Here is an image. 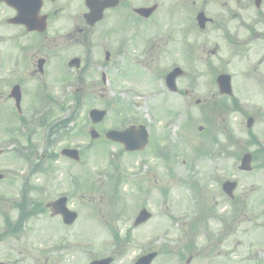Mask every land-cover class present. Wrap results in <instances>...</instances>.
I'll list each match as a JSON object with an SVG mask.
<instances>
[{
  "label": "rangeland",
  "instance_id": "obj_1",
  "mask_svg": "<svg viewBox=\"0 0 264 264\" xmlns=\"http://www.w3.org/2000/svg\"><path fill=\"white\" fill-rule=\"evenodd\" d=\"M118 26L122 27L121 21ZM110 36L114 39L123 37L117 31L113 33V30ZM257 44V55L253 54L251 59L243 60L236 66L219 68L211 63L206 68L195 66L186 68L190 72L188 74L190 79H179L177 83L183 90L186 88L192 90V95L188 98L171 92L166 87L163 78L155 81L156 74L167 73L170 70L169 67L148 65L145 67L135 62H123L122 69L114 64H110L107 69H98L94 66L98 73H93L90 82L95 79L101 80L100 71H104L107 75V82L106 84L98 83V81L97 83L91 82L94 84L92 88H86L85 92L88 93L89 98L87 97L83 103V106H86L80 125L63 144V146H78L81 158L79 161H73L58 153L59 158L51 160L44 171L30 175V183L36 189L32 192L33 198L44 207L47 202L57 198L58 193L71 192L72 197L69 204L74 209L82 211L79 221L73 226L74 233L79 237L97 236V241L101 242L102 237L110 236L105 225L109 221V216L113 218L118 210L117 206L126 209L122 219L115 221V228L121 236L126 230L131 232L134 221L131 216L140 204L155 213L156 219L146 225V228H151L147 232L162 228L163 224H159L163 220L166 221L167 216L175 215L173 219L187 221L191 219L190 221L193 222L203 219L208 214L218 216L220 214L218 211H212L216 205L214 200L218 197L220 208L223 207V202L220 196H215L212 203V196L219 194L218 183L223 177L237 179L239 187L236 195L241 200L247 196L251 197L252 191L256 195L264 192L262 158L259 163H253L254 168L250 174H241L238 169L243 153L264 149V63H262L264 49L259 47L264 44V40H259ZM3 48L9 50L8 46ZM102 58L104 59V54ZM223 71L232 76L234 96L240 101L243 112L234 108V103L231 102V100L234 102V98L219 93L216 78ZM53 81L55 80L47 75L45 83L49 84ZM9 84L8 78L0 82V104H7L0 109V125L11 124V119H16L9 111L11 102L6 95L9 92ZM37 84L43 86L36 80L28 85L34 89ZM138 89L143 90L144 93L141 91L137 93ZM80 91L83 94L84 91L82 89ZM137 94L140 96L137 97ZM198 100L199 104L196 103ZM91 107L108 110L106 120L96 125L99 132L103 133L104 129L119 125L125 119L128 120L126 124L146 123L151 128V134L154 132L151 143L149 142L150 145L148 144L144 150L139 152L120 153L123 146L107 142L104 134L100 139L92 140L89 135L92 123L87 117V112ZM81 112L82 109L80 116ZM250 116L254 117V123L249 129L246 124ZM190 120L192 123L189 122ZM167 122L171 123L167 124ZM173 122L175 125H172ZM16 124L17 121L13 125ZM154 127H156L155 131ZM200 127L203 129L200 130ZM1 130L4 128L0 129V134H2ZM251 134L257 137L258 142L251 140ZM157 145L161 149L170 150L165 155L167 162L160 158V153L156 152ZM61 147L58 146L57 149ZM43 148H37L39 153H42ZM109 149L113 151L111 157L112 163H115L112 168L110 158L107 156ZM238 155H240L239 158ZM12 157L10 153L0 157V171L14 176L0 182V204L4 206L0 208V224L8 215L12 217L19 215V212L9 205L15 201V196L22 187L24 176L28 173L27 164L20 160L15 161ZM109 172L114 173V176L119 175L120 178L117 180L107 178L106 174ZM76 180L81 182L78 188L73 186ZM113 186L118 187V190H112ZM138 186H141L143 190L145 188V191L148 190V194L144 201L140 200L139 205L134 207L138 201L127 203L124 194L129 193L128 200L131 201L132 194L139 189ZM161 189H169L171 197L176 199L175 206L172 202L161 201L163 199L160 195ZM134 198L138 197L134 196ZM117 199L119 203L115 206L116 208L112 209ZM207 202L213 207L211 211L207 210L208 206L204 210L200 207V204L202 206ZM257 206L262 207L259 204ZM91 207L94 208L92 211ZM245 208L247 210V206ZM48 218L52 219L44 211L36 214L32 220L34 227L32 235H34V230L36 234L40 231V225L46 227ZM38 220L40 222H37ZM54 220H60V218L57 217ZM210 220L213 219L210 218ZM240 220L241 237L246 235V230L257 225L254 221L244 222L246 218L243 214ZM188 225L191 226L192 222ZM60 231L64 232L65 229L62 228ZM190 234L195 236L191 230L188 235ZM251 246L252 242H249V239L248 241L243 239V251H249ZM78 248L75 251L61 254L62 263L74 264L82 258V250ZM50 262L54 263L55 259H50ZM33 264H45V258L37 255Z\"/></svg>",
  "mask_w": 264,
  "mask_h": 264
},
{
  "label": "flooded vegetation",
  "instance_id": "obj_2",
  "mask_svg": "<svg viewBox=\"0 0 264 264\" xmlns=\"http://www.w3.org/2000/svg\"><path fill=\"white\" fill-rule=\"evenodd\" d=\"M87 1L94 8L104 7L99 21L88 20L90 7ZM38 2L41 7L37 13L40 16L37 22L40 23L41 18H44L43 33L29 31L24 25L11 24L10 19L17 12L0 0V6L4 5V9L0 10V46L13 47L12 56L6 60L11 63L7 71L14 81L12 86L21 88L20 106L23 107L25 85L34 80L45 84L51 64L57 65L66 58L79 59L80 67L74 71L80 85L85 84L91 74L98 73L91 69L93 59L101 60V54L95 48H104L115 29L122 33L121 46L125 59L151 67L206 68L211 63L219 68L233 67L243 60L251 59L253 54L256 56L257 42L264 40V0ZM120 21L122 27L118 26ZM259 47L264 49V44ZM115 51L116 48L107 51L108 57L112 58ZM40 60L45 61L41 75L36 68ZM184 73L177 81L189 78L190 72ZM101 75L106 80L103 72ZM55 92L58 93L57 87ZM177 93L191 96L192 90L186 88L183 91L179 88ZM36 158L46 161L49 157L42 155ZM226 198L230 203V218L221 215L217 220L199 219L195 222L191 219H167L163 228L152 232L146 230L147 221L141 225L134 224L131 232L126 230L123 235L113 237V230L118 231L113 216L111 224L104 221L110 236L102 237L101 242L97 241V236L90 237L92 244L83 248V257L74 264H264V213L259 215L260 221H254L257 225L245 231L244 236L248 237L251 233L255 242H252L249 251H243L240 217L242 206L248 200H241L236 193ZM263 200L264 196L256 198L260 205H263ZM116 205L114 203V207ZM29 206L21 204L11 207L22 210ZM1 207L4 206L0 204ZM47 214L52 219L61 217L52 216L49 210ZM115 214L122 215L117 211ZM131 217L133 219L135 215ZM244 217L246 223L253 220L247 214ZM119 220L121 218L116 221ZM27 221L15 220L10 225V220L0 227V262L33 264L36 256L40 255L45 258V264H62L61 254L67 250L72 251V248H65V245L81 239L76 237L74 231H60L66 226L61 217L55 224H47V234L35 240L30 235ZM190 222L191 226L188 225ZM259 222L262 224L259 225ZM75 224L76 221L66 227ZM190 230L195 236L188 235ZM158 231H163L164 235L151 239V234ZM50 259H55V262L51 263Z\"/></svg>",
  "mask_w": 264,
  "mask_h": 264
},
{
  "label": "water",
  "instance_id": "obj_3",
  "mask_svg": "<svg viewBox=\"0 0 264 264\" xmlns=\"http://www.w3.org/2000/svg\"><path fill=\"white\" fill-rule=\"evenodd\" d=\"M181 74L180 72H173L171 73L168 78H167V83L170 86L171 89L175 90V78ZM219 82H220V86H221V91L223 93H227V94H231L232 93V87H231V79L228 75L222 76L219 78ZM97 121L101 120L102 115H97ZM116 133V132H115ZM133 133L138 134L137 131H135L133 129ZM117 135L116 137L114 136V133H110L109 137L111 138H116L117 139ZM122 138L117 139V140H122L126 143V147L130 150H134L137 148H142L144 146V144L147 142V138H140L139 136H136V138L132 137V136H128V138L126 139L124 137V134L121 135ZM244 169L249 170L251 167L250 162H251V158L248 156V159H244ZM147 212H143L142 215L140 216V220L144 221L149 217V214H146Z\"/></svg>",
  "mask_w": 264,
  "mask_h": 264
}]
</instances>
